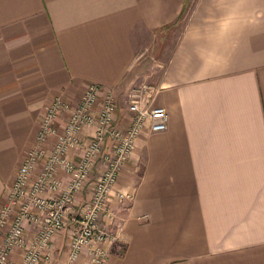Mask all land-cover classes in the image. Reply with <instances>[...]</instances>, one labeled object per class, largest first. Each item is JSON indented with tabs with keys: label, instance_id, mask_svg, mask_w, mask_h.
<instances>
[{
	"label": "crops",
	"instance_id": "obj_1",
	"mask_svg": "<svg viewBox=\"0 0 264 264\" xmlns=\"http://www.w3.org/2000/svg\"><path fill=\"white\" fill-rule=\"evenodd\" d=\"M179 21L159 76L145 75L153 105L168 111L167 128L142 129L101 217L116 235L107 264H264V0H0V209L52 100L75 102L98 83V104L112 93L125 128L142 32ZM64 121L55 119L58 130ZM80 135L88 143L93 127ZM38 226L26 220L27 239ZM77 227L70 214L52 259L40 264L63 262ZM23 254L15 247L10 259Z\"/></svg>",
	"mask_w": 264,
	"mask_h": 264
},
{
	"label": "built area",
	"instance_id": "obj_2",
	"mask_svg": "<svg viewBox=\"0 0 264 264\" xmlns=\"http://www.w3.org/2000/svg\"><path fill=\"white\" fill-rule=\"evenodd\" d=\"M101 91L98 83H90L79 100L74 102L59 96L47 106L36 142L22 160L0 209V234L5 228L0 264L50 261L53 239L67 225L70 214L78 227L70 237L67 258L59 264H107L110 256L107 243L116 235L101 225V217L114 183L142 129L147 125L152 131L166 129L169 115L164 106L153 105L151 99L134 93L128 104L130 122L122 128L116 122L115 97L106 93L98 104ZM148 97L152 98L151 93ZM60 115L65 121L63 128L58 130L54 121ZM88 126L93 127V137L84 144L80 134ZM52 135L56 138L49 151L46 142ZM79 149H83V154L75 162L69 152ZM40 162L42 168L33 175ZM98 163H101V170L91 194L77 206V194ZM129 196L118 192L120 199ZM31 219L37 220L39 226L34 237L27 239L25 222ZM15 247L24 250L20 263L10 259Z\"/></svg>",
	"mask_w": 264,
	"mask_h": 264
},
{
	"label": "rangeland",
	"instance_id": "obj_3",
	"mask_svg": "<svg viewBox=\"0 0 264 264\" xmlns=\"http://www.w3.org/2000/svg\"><path fill=\"white\" fill-rule=\"evenodd\" d=\"M183 21H179L178 25L170 28V29H159L154 32H150L144 34L142 32V38L144 36L146 38L145 44L141 45L143 47L139 48L138 53V61L136 63L137 66V76L133 85L135 90L130 92V95L134 93L141 94L142 98L150 99L148 97L149 91H151L152 84H154V80L151 77H146L145 75L148 72H152L156 77L159 76V72H161L163 68V61L165 60L166 55L168 56L174 44L178 40L179 33L182 29ZM145 82V83H144ZM147 83V84H146ZM127 94V104L131 99ZM5 233V228L2 231Z\"/></svg>",
	"mask_w": 264,
	"mask_h": 264
}]
</instances>
